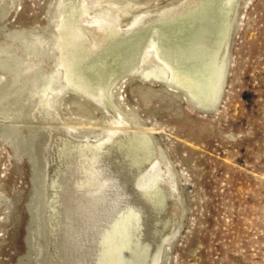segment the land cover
<instances>
[{
	"label": "bare ground",
	"instance_id": "6f19581e",
	"mask_svg": "<svg viewBox=\"0 0 264 264\" xmlns=\"http://www.w3.org/2000/svg\"><path fill=\"white\" fill-rule=\"evenodd\" d=\"M243 1L173 0L146 11L148 0H59L45 30L0 45L10 76L0 98L5 141L23 153L45 141L48 264L168 263L186 212L178 175L153 133L121 115L116 86L131 76L158 81L214 109ZM65 96L84 118L116 112L103 129L74 124L59 109Z\"/></svg>",
	"mask_w": 264,
	"mask_h": 264
},
{
	"label": "rangeland",
	"instance_id": "374dc122",
	"mask_svg": "<svg viewBox=\"0 0 264 264\" xmlns=\"http://www.w3.org/2000/svg\"><path fill=\"white\" fill-rule=\"evenodd\" d=\"M58 1L0 0V45L11 35L45 30ZM171 1L148 0L145 10ZM237 26L212 110L193 107L158 81L131 76L116 86L121 115L137 117L153 133L178 175L186 212L167 264H264V0H244ZM6 75L0 71V98ZM66 96L59 109L74 124L103 129L116 112L95 108L84 118ZM24 150L14 152L5 141L0 113V264H48L45 141Z\"/></svg>",
	"mask_w": 264,
	"mask_h": 264
}]
</instances>
